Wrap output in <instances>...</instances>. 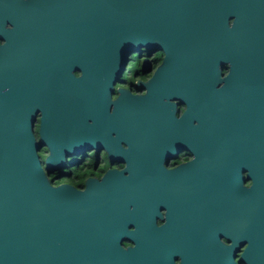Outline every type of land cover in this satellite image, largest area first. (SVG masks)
Wrapping results in <instances>:
<instances>
[{"label":"water","instance_id":"1","mask_svg":"<svg viewBox=\"0 0 264 264\" xmlns=\"http://www.w3.org/2000/svg\"><path fill=\"white\" fill-rule=\"evenodd\" d=\"M18 5L16 13L1 14L20 23L21 38L35 49V67L27 75L0 76V264H114L102 217L113 213L107 209L114 202L130 198V178H120L116 189L89 180L77 190L54 184L48 174L71 153L85 151L87 108L110 102L114 84L140 49L164 55L151 80L159 89L181 90L194 80L200 86L203 138L229 136L241 143L247 124L259 120L264 165V0ZM118 93L121 126L131 128L126 91ZM257 97L259 104L250 102ZM38 113L40 143L32 132ZM129 143L122 152L138 147ZM40 144L48 149L44 163Z\"/></svg>","mask_w":264,"mask_h":264},{"label":"flooded vegetation","instance_id":"2","mask_svg":"<svg viewBox=\"0 0 264 264\" xmlns=\"http://www.w3.org/2000/svg\"><path fill=\"white\" fill-rule=\"evenodd\" d=\"M18 1L0 0V76L27 75L35 67V49L21 38L20 23L2 17L6 10L16 13ZM139 51L145 53L139 69L116 81L110 102L87 108L85 151L71 153L48 174L50 181L84 190L96 180L116 189L120 178H130V198L114 202L107 209L113 213L105 210L102 217L114 264H264L259 120L247 124L241 143L229 136L203 138L200 86L194 80L181 90L159 89L151 80L163 53ZM121 88L131 128L121 126ZM41 118L38 113L32 127L39 143ZM130 140L138 147L122 152ZM38 154L44 163L48 149L40 144Z\"/></svg>","mask_w":264,"mask_h":264},{"label":"trees","instance_id":"3","mask_svg":"<svg viewBox=\"0 0 264 264\" xmlns=\"http://www.w3.org/2000/svg\"><path fill=\"white\" fill-rule=\"evenodd\" d=\"M141 50V49H140ZM145 53H142V52H140L139 50L138 51H136V52H134L131 56H133V58L132 57H130V58H132L133 60H132V69L131 70H129L128 68H127V71H125L124 72V74H122L119 78H123V77H126V75L130 72V71H133V70H138L139 69V64H140V59H141V56H143ZM58 177H61V176H59V174L57 175Z\"/></svg>","mask_w":264,"mask_h":264},{"label":"rangeland","instance_id":"4","mask_svg":"<svg viewBox=\"0 0 264 264\" xmlns=\"http://www.w3.org/2000/svg\"><path fill=\"white\" fill-rule=\"evenodd\" d=\"M131 57L133 58V56H131ZM132 58H130V64H129V66H128V69H129V70L132 69V60H133ZM125 71H127V69H126ZM125 71H124V72H125ZM124 72H123V73H124ZM90 152H91V151H90ZM94 153H95V152H94Z\"/></svg>","mask_w":264,"mask_h":264}]
</instances>
